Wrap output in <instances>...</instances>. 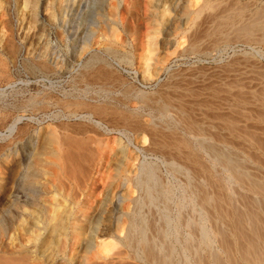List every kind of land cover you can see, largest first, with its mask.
I'll list each match as a JSON object with an SVG mask.
<instances>
[{
  "label": "rangeland",
  "instance_id": "1",
  "mask_svg": "<svg viewBox=\"0 0 264 264\" xmlns=\"http://www.w3.org/2000/svg\"><path fill=\"white\" fill-rule=\"evenodd\" d=\"M205 1L207 0H192V13L188 9L191 15L183 13L184 15L175 17L167 7L169 0H96L91 3L73 0L69 8L66 7L65 0H0V211L2 207L14 203L15 195L19 197L20 205L30 202V206L36 197L51 198L56 192H62L58 193L60 195L71 192L70 182L57 175L58 169L54 164L58 147L56 139L64 137L67 132L75 135L80 132L87 144H92L94 140L93 144H96L100 140L102 155L98 159L99 163L97 161L95 165V170H92V182L89 181L88 184L90 187L83 191L84 196L81 195V204L84 207L80 205L76 219L88 223L90 228L97 229L100 240L99 233L105 220L95 218L90 221L86 213L91 212L96 205L100 206L106 195L111 198L116 193L110 181L121 169V152L118 158L114 155L115 151H120L117 143L121 140V145L127 143L126 135H129L130 148H134L132 144L142 145L143 135L146 133L150 137V130L147 128L151 124L150 129H154L155 125L158 131L166 132L163 134L160 131L166 139L173 140V136H167V132L172 134L167 127L171 126L176 118H183L184 115L179 114L185 112L186 117L192 121L193 132L199 133L200 129L204 132L201 130L202 134L190 136L187 131L186 134L183 133V125L177 124L178 134H173L179 136L176 141L179 143L176 145L177 154L174 156L169 153L170 149L167 152L165 150L166 154L169 153L165 160L174 156L175 165L180 168L174 175L166 169L165 163L161 164L160 180L166 195L159 194L154 203L143 205L142 211L136 217L139 219L141 216L146 223L144 225L141 220V227L144 226L146 236L157 244V250L161 241L165 248L174 245L175 248L172 246L173 248L169 249V259L173 260L170 259V264H187V258L191 264H214L217 261L211 255H208L207 259L204 258V261L202 258H196L190 249L186 250L187 256L184 257L182 251L188 227L182 221L192 216V213L189 205L180 208L172 200H177L183 194L182 185L189 180L196 187L202 186L201 190L205 187V182L202 181L198 139L203 135L209 138L205 142L209 149L232 156L244 164L243 167L249 170L253 177L264 181V31L255 28L253 33L256 36L251 34L254 38L251 35L248 37H252L250 39L244 35L235 36L239 37L236 38L238 42L232 38L229 42L222 41L212 47L214 41L211 40H214L216 35L214 28L218 26L219 20H208V14L212 13L214 8L220 7L219 14L221 10L230 14L232 10L233 14L239 11L235 16L232 14L234 18L225 24L224 29L230 27L229 24L232 25L226 32L223 31L228 33L233 29V25L244 20L242 18H245V22L258 20L259 16L257 19L253 18L262 9L264 0H209L207 7H203V12L200 11V16L198 14L195 17ZM217 2L219 4L214 6ZM210 4H214L213 7H209L212 6ZM153 13H157L156 16H152ZM163 13L165 15L161 17ZM173 17L175 24L180 27L176 29L173 26L175 29L168 33L167 23ZM65 18L69 23L67 28L63 26ZM191 34H207L197 46L198 51L190 52L191 49L186 48ZM89 38L94 50L89 49L79 55L81 44ZM109 42L120 45L117 51L105 49L104 44ZM93 53L97 54V58L92 57ZM216 103L224 108H214L217 107ZM99 109H102V112L107 111L102 113ZM221 111H225L226 118ZM125 117L137 118L134 120L137 122H133L137 125L134 132L131 128L123 127ZM228 121H231V125ZM16 122V130L11 131V126ZM99 123L104 125L100 126ZM232 124L236 125L233 127ZM139 125H142V128ZM184 135L191 140L193 148H188L182 143L181 137ZM53 136L56 139L52 141ZM90 138L93 141H87ZM130 153L133 157L138 155L137 151ZM205 162L207 168L209 167L206 170L207 184L201 193L207 192L209 197H213V204L208 206V225L212 233L213 229L226 231L228 239L232 238L233 241L238 232L235 224L237 214L245 212L244 216L248 218L250 215H247L246 210L253 204L252 199H261L264 202V194L250 191L247 184L240 185L218 161L206 157ZM26 163L30 169L27 168L29 173L35 169H39L41 173L38 172L35 180L30 176L31 183L23 181L19 189L12 190V179ZM129 166L131 170H135L136 175V168L133 169L134 166L130 164ZM44 171L45 173H42ZM126 176L132 179V173ZM200 187L198 186V189ZM119 191L122 197V203L119 205L122 219L114 229V236L105 241L112 242V253H125L120 263L115 257L116 264H149L137 257L135 250L139 247L134 249L135 247L123 242L131 228V220L128 217L133 206L131 199L143 195V192L132 180ZM67 198L70 200L72 196L69 194ZM248 201L251 204L247 205ZM179 209L181 216L176 224ZM257 211L261 212L260 209ZM164 214L171 218L169 222L162 217ZM262 216L264 217V214L260 217ZM174 225L180 228L176 229ZM160 226H164L162 229L168 231V236L158 235L157 227ZM133 233L135 242H138L140 227ZM249 233L253 234V238L256 236L260 242H264V239L253 231ZM220 238L218 234L212 247L220 253L222 263L227 264L224 244ZM78 249L76 248V252ZM160 254L162 258L166 256L164 252ZM75 255L77 257V253ZM158 256L159 260H162L160 255ZM60 263L63 264L62 261H59ZM238 263L249 264L240 259Z\"/></svg>",
  "mask_w": 264,
  "mask_h": 264
},
{
  "label": "bare ground",
  "instance_id": "2",
  "mask_svg": "<svg viewBox=\"0 0 264 264\" xmlns=\"http://www.w3.org/2000/svg\"><path fill=\"white\" fill-rule=\"evenodd\" d=\"M72 1L73 0H65V2L67 3L66 7L69 8L70 4L73 3ZM83 1L91 3V1L95 2L96 0H81V2H83ZM191 1L192 0H169V4L167 7L169 8L170 12L174 13L175 17L179 16L180 14L182 15L183 13H187V15L189 13L191 15V13H192V11L190 10L191 5H192ZM207 1H209V0H207ZM207 1H205V3L201 7H199L200 9L196 12L195 17L198 14L200 16V14L203 12V10H202L203 7L204 8H205V6L207 7V5L209 3V2L207 3ZM218 4L219 3L217 2V4L214 6H217ZM210 5H212V4H210ZM213 5L209 6V7H213ZM188 9L191 11V13ZM219 9H220V7L214 8V10L212 9L213 10L212 13L208 14L209 18L207 17L208 20L211 18L212 22L215 21L217 18L219 20L218 26L216 25V27L214 28L215 29L214 33H216V35L214 34L215 39L213 36L212 39H214V40H211L212 42L214 41L213 43L211 42L212 47H213V45L216 46V44L222 43V41L223 42H225V41L229 42V40L232 38H234V39L238 38L239 39V37L235 38V36H243L244 35L247 37V39H250L255 34V33H253L255 28L263 29V31H264V22H263L264 21V18H263L264 17V4L262 6V9H260L255 14L256 15V16H254L255 18H253V19H257V16H259L258 20H256V21L251 20V21L245 22L244 21L245 18H242L244 20L241 19L242 21L238 23L237 21H235L236 20L235 19L234 21L237 22V24L233 25V29L231 28L232 29V30H230L231 32L227 31L228 33H225L226 32L225 30L229 29L232 25L229 24L230 27H228L226 29H224V26L229 20H232L234 18L235 14H238L239 11L238 12L236 11L237 13L233 14V10H232L231 13L234 15L233 16L232 14H230V12L228 13L227 11H225L227 13H223V11L221 10L222 13L220 12V14H222V15H220ZM200 11H202V12L200 13ZM156 14L157 13H153L152 16H154V15L156 16ZM225 14L226 15L228 14V15L226 16ZM164 15H165V13H163L161 17H163ZM204 15H206V14H204ZM63 17H64V15H63ZM175 17L171 18V20H169L167 23L166 28L168 30V33L171 32L172 29L174 30L175 28L177 29L180 27V26L178 27L175 24L176 23V20L174 19ZM261 19L263 21H261ZM177 23H179V22H177ZM231 23L233 24L234 22H231ZM68 24L69 23L67 22V20L65 18L63 26L66 27ZM210 25L212 26V24H210ZM173 26L175 28H173ZM214 26H215V24H214ZM197 28H198V26H197ZM196 31L198 32V30H196ZM223 31H225V32H223ZM175 32H176V30H175ZM252 33H253V35H251ZM210 34L213 35L212 33H210ZM206 35H198V34L192 35L191 34L190 40L188 43V47H186V48L187 49L190 48L191 50L188 49L190 52H193V51L199 49V47H197V46L199 44H201L200 42L204 39V36H206ZM250 35L252 37L248 38ZM259 35H260V33H259ZM255 36H256V34H255ZM246 37H242V39H244ZM263 39H264V37H263ZM231 41H233V40H231ZM239 41H241V39ZM236 42H238L237 39H236ZM206 44H207V42H206ZM119 46L120 45L118 43H115V42H109L107 44H104L105 49L111 50V51H117ZM209 46H210V44H209ZM93 48L94 47L90 41V38L86 39V41H83V43L81 44V47L79 48L80 49L79 55H83L87 50H89V49L92 50ZM192 49H194V50H192ZM96 55L97 54L93 53L92 57L97 58ZM227 90H228V92L230 91L229 88ZM242 95H244V94H242ZM232 100H233V98H232ZM221 104H222V102H221ZM216 105H217V103H216ZM220 106H221V108L222 107L224 108L223 105H220ZM220 106L217 105V107L216 106L215 107L213 106V107L217 109ZM234 108H236V107H234ZM94 109L96 110L97 108L94 107ZM238 109H236V110H238ZM101 110L102 109H99V112ZM165 110H166V108H165ZM106 111H103V112H106ZM207 111H209V110H207ZM95 112H98V111H95ZM118 112L120 113V111H118ZM224 112H222L223 115L225 114ZM216 113L218 115H220L219 112H216ZM185 114H186L185 112H184V114H181V113L179 114V115H184L183 116L184 120H183V118H181L182 120L180 118L179 119L176 118L174 120V123L171 126L167 127V129H169L170 133H172L171 135H169V133L167 132V134H168L167 136H170L171 138L173 136V138H175L173 140L166 139L165 136L163 135L166 132L164 133L161 130L158 131V129H156L157 126H155V125H153L154 129L151 128L153 130L152 131L150 129L152 122H150L151 125L149 126V128H147V130L148 129L150 130V132H149L150 134L147 133L150 135V137H148L145 133L143 135V140L141 141L142 145L132 144L134 146V148H130L128 146V142L131 139L129 135H126V137H127L126 140H128L127 143H125V144L123 143V145H121L122 144L121 141H123V140H121L119 142L117 141L118 142L117 143L118 149H120V151H117V152L115 151L114 155H117L116 158H118V155H120L119 153L121 152V157L119 159V163H121V169L112 178V181H110L111 185L116 189V193L111 198L108 197V195H106V197H104L103 203L100 206L96 205L95 208L91 212L86 213V215L87 214L89 215L90 221H91V219H95V218H97V220L98 219H104L105 220L104 226L100 230V233H99L101 235L100 240L98 239L99 235L97 236L98 230L95 228H92V227L90 228L88 223H86L84 221L80 222L78 219H76L77 218L76 213L78 215L77 211L79 210L80 205L82 207H84L81 204V200H82L81 197L84 196V195H82L83 191L88 186L90 187V185H88V184H89V181L91 180V178H93V177H91L92 176V170L95 168L97 161L99 163L98 159L102 155L101 154L102 153L101 152L102 143L100 144V140H98L99 138H96V140H98V143L96 142V144H93V143H95V140H94V142L92 144H87L84 142L85 139H82V135H80V132H76V135L73 133L67 132L63 135L64 137L57 138V139L53 136L54 138H52V141L54 139H56V141L58 143V147H57L56 152H55L57 159L54 162V164H56V168L58 169L57 175L63 179L64 178L67 179L70 182V185H71L70 189L72 191L69 192L67 195L64 193L62 195H60L58 193H62V192H56V193H54L55 195L51 198L44 197L45 198L44 199L43 197H36L35 201L30 206H29L30 202H27V204H21L20 205L18 203L19 197L17 195H15L13 198L14 199L13 204L11 203L9 206L2 207V209L0 211V264H57V263L59 264V261H62L63 264H116L115 257H117V261H118V263H120L124 259V256H125L124 251L123 252L117 251L118 252L117 254L112 253V242L110 240H108V241H105V240L108 238H112L114 236V233H115L114 229L117 226V224L119 222H121L120 219H122V214L119 210V207H120L119 205H120V203H122L121 202L122 197L119 194L120 193L119 190H120V188H122V186L124 187L125 184H127L131 180L137 188L142 190L143 195H141L137 198L131 199V203L133 204V206L131 207V211H130L129 216H128L131 220V222H130L131 228H130L128 234H126V236L124 237L123 242L127 245H130L131 247H135L134 249H136V247H139L135 250L137 257L147 261V263H149V264H170V259L172 260V258L169 259V249L173 248L174 245H171L170 248L168 246L165 248L163 241L160 240L162 243L159 245V250H157L158 249L156 246L157 244L155 245L153 240L146 236L147 234H145V232H144L145 231L144 226L142 225L143 227H141V223H142L141 220L143 221V219L140 218L141 216L139 217V219H137L136 215L138 214L137 216H139V212L142 211L143 205L154 203V200L157 199V197H159L158 196L159 194L160 195L162 194L163 196L166 195L165 188L163 185H161V180H160L161 179L160 178V171L162 170L161 164L165 163L167 166L166 169H168L169 172H171L173 174L176 171H178L180 168L179 165H177V164L175 165L176 161L174 160V156L177 154L175 152L176 148H177L176 145L179 144L176 142L179 139V136L177 135L178 134L177 124L183 125V127L185 128V131L183 132L184 134H186L185 133L186 131L190 134V136H194V134L198 133V131H196L197 133L193 132L192 121H190V119L187 118ZM92 115H94V114H92ZM98 115L100 116L101 113ZM228 115H229V113H228ZM224 117L226 118L225 115H224ZM229 118H230V116H229ZM136 119L137 118L133 119L132 117H125L123 127L124 128H131V130L134 132V130L137 129L136 128L137 125L133 123V122H135V123L137 122V121H134ZM140 119L142 120V118H140ZM228 119H226V120H228ZM231 119H232V117H231ZM182 121H184V122H182ZM17 122L11 126V131L16 130L15 128L17 127ZM229 122H231V121H228V123ZM228 123H227V125H228ZM232 123H233V121H232ZM101 124L99 123L100 126L104 125V124H102V125ZM145 124H146V122H145ZM233 124H232V126H233ZM146 125H148V124H146ZM229 125H231V124L229 123ZM112 126H114V125H112ZM140 126H142V125H139V127ZM194 126H196V125H194ZM140 128H142V127H140ZM236 128H238V127H236ZM201 130L202 129L199 130L200 132L198 134H200V133L202 134L204 132V130H202L203 132H201ZM160 131L163 132V134H161ZM176 132H177V134L174 136L173 134ZM59 133H61V132H59ZM205 133H206V131H205ZM137 134L138 133H136L135 135L137 136ZM122 135H124V132ZM78 136H80V137H78ZM195 136H197V135H195ZM170 137H168V138H170ZM255 137H257V136H255ZM181 138L183 139L182 143H184V145L186 147H188V148L194 147L192 145L191 140L188 138V136L184 135ZM207 138H208V136H204V135L202 137H198V139L200 141L199 142V149H200L201 166H202V172H203V180L202 181L205 182V185L203 184L205 187L207 184L206 183V178H207L206 170L209 168V167L207 168V164H206L207 161L205 162V160H206V157H209L211 159L218 161L221 165H223V168L229 173L230 177H232V178L234 177L236 180H238L240 185L245 186V184H247V187L250 191L255 192V193H260V194L263 193L264 194V181L263 180L256 179V177H253L252 176L253 174L251 173L252 174L251 175L250 171L243 167L244 164L242 165L237 159L233 158L232 156L226 155V153L224 154L222 152H217L218 150L216 151V150L209 149V147L205 144ZM89 140L93 141V139H91V138L88 139L87 141H89ZM180 141H181V139H180ZM259 142H260V140H259ZM260 143H262V141ZM185 146H182V147H185ZM179 148L181 149V146H179ZM118 149H116V150H118ZM165 150H166V152H167V150H169L170 154L173 153L172 154V155H174V156H172L173 158H171L170 160H168V159L165 160V158H167V155L169 154V153L166 154ZM133 151L138 152L137 153L138 155L136 157L135 156L133 157L132 153H130ZM191 152L193 154L192 149H191ZM188 155L192 156L189 153H188ZM113 158H114V156H113ZM27 164L28 163H26V165L23 164V166L21 167V171H18L17 174L15 175V177L12 179V182H11L12 190L19 189V187L22 185L23 181H25V182L27 181L28 183H31L30 182L31 179L34 178V180H35V178H37L39 169H38V171L36 169L32 170V173H29L27 171V168L29 169ZM129 164L131 166H134L133 169L136 168V170L138 172L136 175L134 173L135 170H131ZM39 173H41V171ZM42 173H45V171ZM123 173H125V174H123ZM128 173H132V179L130 177L126 176V174H128ZM30 176H32L31 179H30ZM63 179H62V182H64ZM90 182H92V181H90ZM172 185L174 186V184H172ZM182 186H183V191H182L183 194L181 196H179L177 198V200L173 199L172 202H174L180 208L189 205V207L191 209V213H192V216L187 217L185 220H183L184 222L182 221V223L188 227V230L185 231V236H184L185 245L183 246V251H182L184 257L187 256V254L185 253L186 250L190 249L191 253L196 258H202L201 260L204 261L205 260L204 258L207 259L208 255L209 256L211 255L212 257L216 258V260H217L215 262L213 260L214 264H223L221 258L219 257L220 253L218 254V252L216 250H214V248H213L214 246L212 247L215 238H217L218 234H219L221 236L220 239L224 244L223 250L226 254L225 258H226L227 264H239L238 263L239 259L242 261H245L249 264H264V242H262V241L260 242V240L258 238H256V236L253 238V236H252L253 234L249 233L250 231H253L255 235L264 239V219H262L264 217L263 216L260 217L261 214H264V202L261 199L260 200L259 199H257V200L252 199L253 204L250 206V208L252 206L253 207H252V210H250V211H252L251 213H248V212H250L249 211L250 208L245 205L247 208H249L248 210L245 209L246 211H248L247 215H250V216H248V218L246 216H244L245 212L244 213L239 212V215L237 214L235 224L237 225V228H238L237 231L238 232L236 235L234 234L235 238L232 241V238L231 239L229 238L230 240L228 239V233H225L226 231L225 232L223 230L215 231L213 229V233H212V231L210 230V227L208 225V220L210 219L209 218L210 212L208 210V206L210 203H212L213 197H209L210 195L208 196V194H206L207 192H204V194L201 193V191L204 190L205 187H203V189L201 190L202 186L200 187V185H198L200 187V189H198V186L196 187L195 185H193L190 180ZM168 190H170V189H168ZM69 194L72 196V198L70 200H68V198H67ZM85 194H86V191H85ZM58 195L60 197H58ZM200 195H202V196H200ZM250 201L247 202V205H249L248 203H250ZM219 204H217V205H219ZM31 206H33V207L31 208ZM34 208H36V209H34ZM108 208H110V209L108 210ZM257 209H260L261 212H258L259 210L257 211ZM182 210H184V208ZM196 210H197V212H196ZM107 212H109V214ZM195 212L197 213V215H195ZM105 214H107V215H105ZM259 214H260V216H259ZM179 216H181L180 209L176 215V220H175L176 224L180 221ZM162 217L165 220L167 219L166 221H168V222L171 220L170 217L167 218L166 214H164ZM182 218H183V213H182ZM144 219H145V217H144ZM144 223L145 222L143 221V224ZM144 225H146V223ZM166 225H168V224H166ZM136 226L140 227V238H139L138 242H135V237H134V233H133V231L135 229L139 228V227L137 228ZM174 226L176 229L180 228L177 225H174ZM162 227H164V226H162ZM162 227L161 226L157 227L158 228L157 233H158V235L160 234L163 236V235H166L168 231H166L165 228L162 229ZM166 236H168V235H166ZM102 237H104V239H102ZM164 238H166V237H164ZM166 245H168V244H166ZM79 246L81 247L80 250L78 249ZM76 248L78 249V252H76ZM235 251L237 252L236 254L234 253ZM160 252H164V254L166 256H164L162 258L161 257L162 254H160ZM172 252H173V250H172ZM172 252H171V257H172ZM75 253H77V257L75 255ZM73 254H74V256H73ZM158 255H160V257L162 258V260L160 259L161 261L159 260ZM158 260H159V262H157ZM186 260H188L187 264H189L191 262V261L189 262V258H187ZM182 261L185 262L183 259H182ZM206 263H207V261H206Z\"/></svg>",
  "mask_w": 264,
  "mask_h": 264
}]
</instances>
